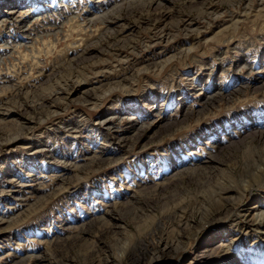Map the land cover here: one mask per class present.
<instances>
[{
    "label": "rangeland",
    "instance_id": "374dc122",
    "mask_svg": "<svg viewBox=\"0 0 264 264\" xmlns=\"http://www.w3.org/2000/svg\"><path fill=\"white\" fill-rule=\"evenodd\" d=\"M256 206L264 0H0V264H264Z\"/></svg>",
    "mask_w": 264,
    "mask_h": 264
},
{
    "label": "bare ground",
    "instance_id": "6f19581e",
    "mask_svg": "<svg viewBox=\"0 0 264 264\" xmlns=\"http://www.w3.org/2000/svg\"><path fill=\"white\" fill-rule=\"evenodd\" d=\"M108 13L109 12H107V13H105L104 15H102V17L100 18V20H102V19H107V15H108ZM11 14H13V13H11ZM97 20L99 19V16L96 18ZM92 20V19H91ZM90 20V22H89V24L91 23V22H94V21H91ZM103 22V21H102ZM56 24V23H55ZM51 25H52V23H51ZM80 25V24H79ZM80 28H82V26L80 27ZM56 29H58V31L55 33V36H56V38H57V36L59 35V31H60V28H56ZM78 29V28H77ZM76 30V29H75ZM24 32V31H23ZM45 33V32H44ZM35 35V34H34ZM48 35V34H47ZM29 38V37H28ZM38 38V37H37ZM42 38V37H41ZM33 39H34V37H33ZM36 39V38H35ZM45 42V41H44ZM7 44V43H6ZM16 47V46H15ZM79 47V46H78ZM88 50L87 49H84L82 52H81V56H83L86 52H87ZM19 54V53H18ZM18 65V64H17ZM12 87V86H11ZM16 87V86H15ZM12 89H13V87H12ZM16 89V88H15ZM18 89V88H17ZM211 103V102H210ZM212 104V103H211ZM211 159V158H210ZM212 160V159H211ZM257 176H259V175H257ZM263 176H260L259 178H262ZM260 180V179H259ZM219 190V189H218ZM217 190V191H218ZM220 190H222V189H220ZM223 190H225L224 188H223ZM223 190H222V192H223ZM227 190V189H226ZM220 191H218V193H219ZM226 192V191H225ZM244 192V191H243ZM206 193V192H205ZM217 194V193H216ZM216 194H215V197H216ZM217 195H219V194H217ZM206 196V195H205ZM218 198V197H217ZM227 199H229V198H227ZM228 201V200H227ZM200 202V201H199ZM201 202H203V201H201ZM219 202H221V201H219ZM227 203V202H226ZM202 204V203H201ZM216 204V203H215ZM219 204V203H218ZM200 205V204H199ZM220 205V204H219ZM218 205V206H219ZM192 207V206H191ZM259 208V209H258ZM261 208V206H256V208H254L255 210H254V212L253 213H256V215H252V216H255L256 218L258 217V218H262L263 220H264V209H260ZM220 209V208H219ZM257 209V210H256ZM213 211V210H212ZM245 215V214H244ZM188 219H190L189 218V216L187 217ZM186 218V219H187ZM183 221H184V219H183ZM182 222V221H181ZM187 222H188V220H187ZM180 223V222H179ZM183 223V222H182ZM181 224V223H180ZM188 224H189V222H188ZM178 225V224H177ZM187 225V224H186ZM186 225H184V227L186 226ZM258 226H259V224H258ZM190 228V227H189ZM182 229V228H181ZM180 229V230H181ZM257 229H258V227H257ZM140 229H138V231H139ZM183 230V229H182ZM183 232V231H182ZM182 234H184V232L182 233ZM163 235V234H162ZM176 235H178V234H176ZM161 239H163V238H161ZM160 239V240H161ZM166 239V238H165ZM178 240H179V237H178ZM183 240V239H182ZM167 241V240H166ZM164 243V241L162 242V241H160V242H158V245L159 244H163ZM167 243V242H166ZM165 244V243H164ZM178 245V244H177ZM166 246V245H165ZM174 246H176V245H174ZM181 246V245H180ZM167 249H168V251L169 252H171V250H173V249H171V247L170 248H168L167 247ZM170 249V250H169ZM178 249H180V247L178 248ZM181 250V249H180ZM259 259V258H258ZM257 260V259H256ZM115 264V263H114ZM254 264H257L256 262L254 263ZM259 264H261V262H259Z\"/></svg>",
    "mask_w": 264,
    "mask_h": 264
}]
</instances>
